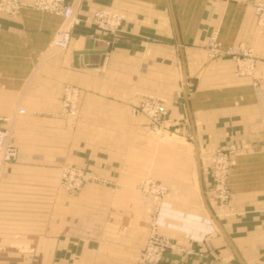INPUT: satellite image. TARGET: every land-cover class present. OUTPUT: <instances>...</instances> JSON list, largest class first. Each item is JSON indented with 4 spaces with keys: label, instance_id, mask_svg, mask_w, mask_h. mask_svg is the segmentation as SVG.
I'll return each mask as SVG.
<instances>
[{
    "label": "crops",
    "instance_id": "obj_1",
    "mask_svg": "<svg viewBox=\"0 0 264 264\" xmlns=\"http://www.w3.org/2000/svg\"><path fill=\"white\" fill-rule=\"evenodd\" d=\"M20 1L17 15L0 12V119L13 116L0 128L10 131L17 149L16 160L0 166V264H137L146 225L134 186L147 170V144L146 123L132 117L131 106L140 95L167 98L169 116L182 124L176 96L184 69L200 79L193 98L210 108L203 118L205 143H211L213 116L226 134L229 111L237 116L230 118L234 135L255 137L264 121V97L235 100L234 111L212 109L208 80L224 73L229 84L233 63L208 62L201 49L213 31L226 46L251 43L264 72V34H258L252 7L242 0H66L80 23L67 48L53 51L49 44L62 19L30 7L34 0ZM101 7L125 14L118 32L107 34L91 23ZM90 41L103 57L78 55ZM64 85L81 93L74 127L57 114ZM63 164L87 169L97 181L68 195L58 188ZM248 166L264 169V163ZM254 175L250 206L239 199L245 214L223 226L251 264H264V177ZM184 186L190 213L196 190ZM185 221L184 232L210 231L205 222ZM180 232L172 233L183 240Z\"/></svg>",
    "mask_w": 264,
    "mask_h": 264
},
{
    "label": "rangeland",
    "instance_id": "obj_2",
    "mask_svg": "<svg viewBox=\"0 0 264 264\" xmlns=\"http://www.w3.org/2000/svg\"><path fill=\"white\" fill-rule=\"evenodd\" d=\"M3 1L0 0V12L8 15H17L24 6L20 0H8L17 1L19 7L16 10H8L6 4L1 5ZM39 1L34 0L30 7L62 19L61 25L53 34L49 49L53 51L65 50L67 47L59 49L53 45V42L60 29L66 28L72 33V29L80 23L75 6L68 5L66 0H59L63 6L72 7L74 12L73 21L66 24L59 13L39 7ZM44 1L48 2L49 0ZM242 1L252 7L258 34L259 36L263 35L264 27L259 26L256 21L253 3L264 2ZM99 11L117 14L119 25L113 30L99 27L94 19L95 13ZM125 22L126 16L122 11L108 7H101L93 11L91 16V23L107 34L118 32ZM230 48L240 51L239 63L242 65L240 69H237V62L226 52ZM201 49L208 62L218 61L220 67L223 65L221 62L223 60L229 61L230 64L233 63L232 74L228 73L231 80L228 81L229 84L226 83L227 74L224 73L212 74L211 79L208 80L211 87L210 89L206 88L205 91L210 93L212 109L219 105L224 110L232 109L234 111L235 100L245 102L252 96L264 97V72L261 73V69L258 68L261 55L256 46L244 41L228 46L223 45L218 38L217 31H213ZM199 80V78H190L185 70H182L181 90L176 96L185 118L182 124L181 121L175 123V120L169 116L170 106L167 104L170 100L167 98L150 94L140 95L131 106L132 117L140 118L146 123L144 127L147 144V170L134 186L146 225V240L136 256L137 264H143L139 263L140 251L147 244L152 232H156L168 243V248L158 264H251V260H248V255H246L247 251H244L245 253L242 255L243 252L235 248L231 236L225 233L223 223L245 214L243 209L239 208L238 202L241 203L239 199L242 198V203L250 206L253 174L256 178L264 177V169H252L251 166H248L251 163H264V121L259 123L260 128L255 137L245 138L234 135L236 124L232 123L233 119L230 118H237L235 114L230 111L228 113L227 124L229 126L225 135H221L219 129L224 123L219 122L218 115L213 116L211 143H205L203 118L208 117V115L205 116V111L210 108L205 107L203 101H200L197 96L193 98L197 88L195 81ZM239 83H243V85H238ZM244 85L247 87L245 88ZM67 87L77 92L74 116L62 112L64 91ZM239 87L244 88L240 90ZM201 92L203 93L204 90ZM80 96L81 93L77 87L72 85L62 87L60 108L57 114L62 118L71 119L72 127L75 126L79 114ZM183 101L187 104H184ZM153 103L164 107L159 124L156 126L151 123L148 110L143 109L146 104ZM232 103L234 105H231ZM12 119L13 116L3 119L5 121L2 122L8 123ZM215 126H217V130H215ZM3 129L8 132L13 144L10 131L7 128ZM8 163H0V166ZM69 181H78L79 183L72 185L69 184ZM95 181L97 178L82 167L65 164L59 167L58 188L68 195L79 194L86 185ZM187 184L195 187L198 200L190 213L186 207L190 204L187 200L191 195L186 192L187 190H183L184 185L187 186ZM247 189L249 194L246 197L241 193ZM185 220L205 222L210 227V231L205 234L201 233V235L184 232ZM179 230L181 232L178 234L184 238L183 240L174 236L177 233H172ZM220 239L223 241L220 242ZM221 243H224L222 247ZM165 255L167 256L165 257Z\"/></svg>",
    "mask_w": 264,
    "mask_h": 264
},
{
    "label": "built area",
    "instance_id": "obj_3",
    "mask_svg": "<svg viewBox=\"0 0 264 264\" xmlns=\"http://www.w3.org/2000/svg\"><path fill=\"white\" fill-rule=\"evenodd\" d=\"M6 4L8 10H16L18 9L17 1H8L4 0L1 5ZM39 7H43L44 9H48L51 12L59 13L60 16L64 19L65 23H71L73 21L74 12L72 7L63 6L59 3V0H49L48 2L44 0L39 1ZM253 10L256 17V21L259 26L264 27V3L262 2H254L253 3ZM95 23L99 25V27L104 29L113 30L119 25V16L114 13L110 12H97L94 15ZM58 35L55 37L53 45L58 47L59 49H65L70 41L71 32L66 30V28L60 29L57 33ZM227 54L230 55L236 62H237V69L241 68L240 62V51L234 48H230L227 51ZM247 56V55H245ZM250 56V55H248ZM236 69V70H237ZM70 87H67L64 91V100H63V107L62 112L70 113L69 115L74 116V108H75V100H76V91L70 90ZM144 110H148L149 112V119L154 126L159 124V118L164 112V107L157 103L153 104H146L143 107ZM23 110H18L17 114H23ZM5 121L0 119V122ZM10 135L7 131L0 128V163H8L15 161L17 158V149L11 143ZM79 182L74 181L70 182L69 184L77 185ZM166 248H168L167 241L160 237L156 232H152L149 237V240L145 247L142 248L139 255V263L143 264H158L161 260L163 253L165 252Z\"/></svg>",
    "mask_w": 264,
    "mask_h": 264
},
{
    "label": "water",
    "instance_id": "obj_4",
    "mask_svg": "<svg viewBox=\"0 0 264 264\" xmlns=\"http://www.w3.org/2000/svg\"><path fill=\"white\" fill-rule=\"evenodd\" d=\"M93 54H100L103 57L104 53L98 52V51H93V42H91V41L88 43L87 49L85 51L78 53L79 56H89V55H93ZM87 66H89V65H87Z\"/></svg>",
    "mask_w": 264,
    "mask_h": 264
},
{
    "label": "bare ground",
    "instance_id": "obj_5",
    "mask_svg": "<svg viewBox=\"0 0 264 264\" xmlns=\"http://www.w3.org/2000/svg\"><path fill=\"white\" fill-rule=\"evenodd\" d=\"M33 4V3H32ZM163 236V235H162Z\"/></svg>",
    "mask_w": 264,
    "mask_h": 264
}]
</instances>
